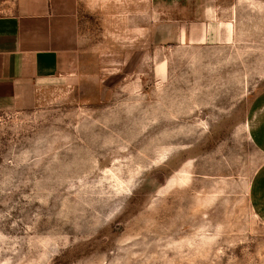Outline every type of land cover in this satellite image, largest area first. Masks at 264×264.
<instances>
[{"label":"rangeland","instance_id":"obj_1","mask_svg":"<svg viewBox=\"0 0 264 264\" xmlns=\"http://www.w3.org/2000/svg\"><path fill=\"white\" fill-rule=\"evenodd\" d=\"M78 14L68 81L0 109V264H264L250 201L264 0H78Z\"/></svg>","mask_w":264,"mask_h":264},{"label":"crops","instance_id":"obj_2","mask_svg":"<svg viewBox=\"0 0 264 264\" xmlns=\"http://www.w3.org/2000/svg\"><path fill=\"white\" fill-rule=\"evenodd\" d=\"M78 0H16L0 15V109H29L38 92L61 86L80 64ZM251 139L264 154V95L255 98ZM264 222V164L250 186Z\"/></svg>","mask_w":264,"mask_h":264}]
</instances>
